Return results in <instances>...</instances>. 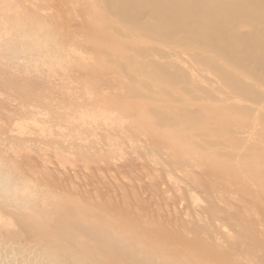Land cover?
I'll use <instances>...</instances> for the list:
<instances>
[{"label": "bare ground", "instance_id": "obj_1", "mask_svg": "<svg viewBox=\"0 0 264 264\" xmlns=\"http://www.w3.org/2000/svg\"><path fill=\"white\" fill-rule=\"evenodd\" d=\"M99 1L163 47L125 49L150 88L71 155L0 158V264H264V0Z\"/></svg>", "mask_w": 264, "mask_h": 264}, {"label": "rangeland", "instance_id": "obj_2", "mask_svg": "<svg viewBox=\"0 0 264 264\" xmlns=\"http://www.w3.org/2000/svg\"><path fill=\"white\" fill-rule=\"evenodd\" d=\"M98 1L55 0L60 7L55 19L53 2L48 6L47 0H0V158L11 160L10 155L14 158L13 152L20 150L37 160L43 151L71 155L59 144L62 136L68 141L86 135L78 137L85 144L92 136L83 134L81 127L93 125L99 118L107 126L128 119L124 110L103 109L101 99H107L100 96L112 91L119 97L147 94L150 87L141 84L143 77H138L137 84L121 72L149 69L140 65L141 57L129 55L125 49L128 45L163 47L137 33L129 36L126 25L117 20L108 17L110 20L103 22L106 14L98 10ZM25 5L33 14L21 15ZM102 22H109L108 27L86 29V25ZM103 64L111 67L105 70ZM107 79L109 84L103 81ZM155 86L163 95L160 88L166 86Z\"/></svg>", "mask_w": 264, "mask_h": 264}]
</instances>
